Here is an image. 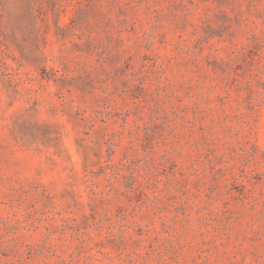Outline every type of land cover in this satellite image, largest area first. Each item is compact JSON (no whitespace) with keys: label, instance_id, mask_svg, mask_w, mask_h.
Listing matches in <instances>:
<instances>
[{"label":"rangeland","instance_id":"1","mask_svg":"<svg viewBox=\"0 0 264 264\" xmlns=\"http://www.w3.org/2000/svg\"><path fill=\"white\" fill-rule=\"evenodd\" d=\"M0 264H264V0H0Z\"/></svg>","mask_w":264,"mask_h":264}]
</instances>
